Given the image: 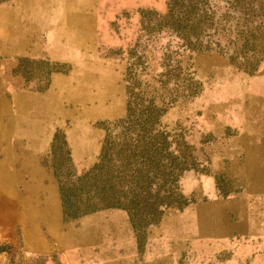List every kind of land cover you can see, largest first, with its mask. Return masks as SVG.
Here are the masks:
<instances>
[{
  "label": "rangeland",
  "instance_id": "1",
  "mask_svg": "<svg viewBox=\"0 0 264 264\" xmlns=\"http://www.w3.org/2000/svg\"><path fill=\"white\" fill-rule=\"evenodd\" d=\"M232 2L0 0V264H264V60L212 44L246 24ZM142 131L166 139L180 209L64 216Z\"/></svg>",
  "mask_w": 264,
  "mask_h": 264
},
{
  "label": "trees",
  "instance_id": "2",
  "mask_svg": "<svg viewBox=\"0 0 264 264\" xmlns=\"http://www.w3.org/2000/svg\"><path fill=\"white\" fill-rule=\"evenodd\" d=\"M232 1L234 6L241 7L238 12L246 24H243L242 30L228 44L221 46L217 41L212 43L213 51L220 55L230 54L229 59L232 62L242 55L243 70H252L259 59L264 60V28L261 31L260 25L253 27L249 15L257 11L264 17V0ZM194 7L195 5L189 4L187 8L190 10L184 14H193L191 33L194 41L198 42L202 32L200 21L202 16L194 13L193 10H197ZM228 31L230 33V30L225 28L220 35L221 38H225L224 35ZM212 33L209 38L218 35L217 27L212 28ZM151 109L150 106L146 107L148 114ZM158 138L159 142L154 143L153 140L156 141ZM114 149L118 151H112L108 156H106L107 151L102 149L99 157L100 165L96 166L98 170L99 167L105 166L108 170L107 177L103 174H95L93 180H89L87 178L89 174L82 176L84 182L80 191L84 195L78 197L76 201L82 211H73L72 201L62 193L64 216L77 218L88 212L117 209L125 211L132 219H136V224L148 226L155 225L165 210L180 209L181 205L176 201L178 198H175V185L180 170L176 171L174 159L167 158L172 154L168 153V144L162 134L158 133L152 137L144 132L135 133L132 137L118 141Z\"/></svg>",
  "mask_w": 264,
  "mask_h": 264
},
{
  "label": "bare ground",
  "instance_id": "3",
  "mask_svg": "<svg viewBox=\"0 0 264 264\" xmlns=\"http://www.w3.org/2000/svg\"><path fill=\"white\" fill-rule=\"evenodd\" d=\"M250 87V86H249ZM251 90V89H250ZM251 105V104H250ZM258 108V107H257ZM254 109V108H253ZM257 137V136H256ZM258 218V217H257Z\"/></svg>",
  "mask_w": 264,
  "mask_h": 264
}]
</instances>
